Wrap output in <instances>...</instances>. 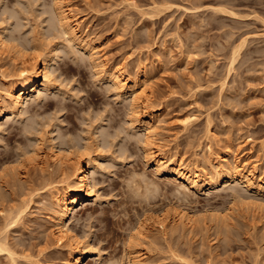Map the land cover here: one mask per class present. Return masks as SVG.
Wrapping results in <instances>:
<instances>
[{"label":"rangeland","instance_id":"obj_1","mask_svg":"<svg viewBox=\"0 0 264 264\" xmlns=\"http://www.w3.org/2000/svg\"><path fill=\"white\" fill-rule=\"evenodd\" d=\"M1 31L40 62L55 48L56 88L0 117V239L13 252L0 264L67 257L49 193L72 186L69 158L89 152L99 160L95 201L67 222L89 249L81 264H264V0H0ZM77 43L96 46L95 58ZM19 63L0 49V93ZM109 68L144 83L140 102L105 78ZM58 147L70 155L63 168ZM227 152L260 187L230 180L196 191L155 166L164 156L188 176ZM175 213L194 223L162 231L157 216Z\"/></svg>","mask_w":264,"mask_h":264},{"label":"bare ground","instance_id":"obj_2","mask_svg":"<svg viewBox=\"0 0 264 264\" xmlns=\"http://www.w3.org/2000/svg\"><path fill=\"white\" fill-rule=\"evenodd\" d=\"M64 18L65 16H61L60 13H57V21L62 29L63 34H67V39L70 41H78L80 34L76 32L71 25L64 23ZM13 40L17 41L15 42ZM13 40L8 37V35H4L2 31L0 32V49L2 50V52L11 51L15 53L19 58L20 63L24 64L21 66L19 65L18 73L16 75L17 79H5L3 81L5 89L4 92L0 93V117L3 115H15L16 112L28 102L30 97L34 96L35 94L38 99H40L41 101L44 100L46 98V92L52 91L56 88V79L55 77H53V71L51 69L52 53L54 52L55 48L49 47L48 50L46 49L47 51L41 54L42 61L40 62V60L35 55H29V53L27 54L23 50L24 46L21 44L22 42L20 43L18 39L14 38ZM77 44L81 48L86 50L88 55H90V57L92 56V59L93 57L95 58V53L97 51L96 46L92 45L90 47L89 45L86 46L84 44L81 45L80 43ZM234 53L236 54V48L232 51V57L235 56ZM25 65H29V67L27 68ZM105 70V78L108 81H111L116 89L118 88L120 90L121 94H127L132 103L140 102L141 98L144 96V83H139L135 78V80H131L129 83H126V78L123 77L124 75L122 76V72L119 69L109 68ZM143 110L146 109L143 108ZM140 127L144 130L146 138L150 137L151 134H153L154 129L152 125L149 124V122L140 125ZM55 149H53L54 152L52 154L55 158L58 157L57 159L59 161V165L63 168L62 164L65 162L64 160L69 154H67V152V155L65 156V148L63 149L61 147H58V149ZM227 154L230 153H226L227 157H221V162L218 161L219 163H212V166H210L209 169H202V172H198L194 169L192 170L191 175L188 176L184 175L180 171V165H182V163L174 164L172 160L164 159V156H161L155 161V166L158 168L163 167V171L165 174L182 180L187 188H192L196 191L209 189L219 182L224 183L230 180H238L240 181V183L242 182L247 188L254 187L252 186V177L248 176L253 169L249 170L248 173L243 172V167H241L239 156H237L236 154H231L228 158ZM74 156L73 159L69 158V160H73L74 162V167L72 169L74 178L72 186H67L58 190H54L52 192L50 191L51 193H49L52 198V207H50L51 209L48 213V216L56 235V242H59L60 244H63L64 246L70 248L67 257H65V259L60 264H81L82 260L85 259L89 252L87 246L82 245L80 241L73 235V233H71V231L67 227V222H69L72 212L76 211L78 208L81 209L82 205H87L89 204V202L94 203L96 197V183L95 181H93V179H91L90 173L93 174L96 171L95 168L96 165L98 166L99 160L97 156H95L93 153L91 154L90 152L86 153V156H84L83 158L80 155ZM189 166L190 165L187 164L184 165V170H190L191 167ZM259 181H262L260 177L258 178V182ZM256 185L257 186L255 187H260L261 184L257 183ZM19 213L20 211H17L12 219L17 218ZM11 222L14 221L12 220ZM156 222L161 225L163 229L162 231H164L165 227L168 224L170 225V229L174 230L179 223H182L185 226L192 225V223H194L192 217L184 213H175L171 222H167L166 216L161 214L157 216ZM8 247L9 246H7L5 240L0 239V254L4 252L12 256L13 252ZM50 264L56 263L52 262Z\"/></svg>","mask_w":264,"mask_h":264}]
</instances>
